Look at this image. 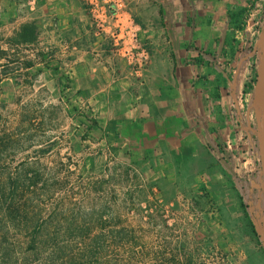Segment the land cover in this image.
Here are the masks:
<instances>
[{
	"label": "rangeland",
	"instance_id": "374dc122",
	"mask_svg": "<svg viewBox=\"0 0 264 264\" xmlns=\"http://www.w3.org/2000/svg\"><path fill=\"white\" fill-rule=\"evenodd\" d=\"M10 1L1 0L0 8V51L6 54L0 58V138L19 136L24 148L28 138L37 137L42 144L4 154L15 156L11 171L22 177L28 173V165L19 170L15 166L28 157L39 158L40 165L34 170L41 172L43 183L52 187L68 177L71 183L55 185L53 198L40 197L36 202L81 199L85 183L107 178L106 199L94 193L91 199L112 200L106 215L113 216L115 224L126 231H135L140 251L136 264H264V180L259 150L262 106L255 100L251 116L255 148L239 165L230 164L226 156L211 154L195 159L197 165L181 158L178 166L167 157L134 158L123 150L127 145L121 132L98 124L69 86L60 93L43 86L46 77L41 73L56 65L40 50L32 53V47L10 44L22 16V12L13 13ZM236 7L231 18L237 39L243 40V51L264 65V0H238ZM26 63L33 66L27 68ZM260 68L252 76L255 89ZM32 123L41 125L29 131ZM143 161L151 164L146 166ZM63 164H70L74 173L70 175ZM18 200L28 205V194ZM112 254L120 264L129 263L123 253L110 249L108 255ZM19 264H28V256Z\"/></svg>",
	"mask_w": 264,
	"mask_h": 264
},
{
	"label": "crops",
	"instance_id": "0c3cea01",
	"mask_svg": "<svg viewBox=\"0 0 264 264\" xmlns=\"http://www.w3.org/2000/svg\"><path fill=\"white\" fill-rule=\"evenodd\" d=\"M21 1H10L22 12L17 21L37 26L28 47L56 65L41 73L43 86L58 93L69 86L98 124L121 132L128 155L178 166L211 154L239 165L254 151L253 56L234 31L238 0H123L124 19L135 22L151 55L140 75L109 39L94 37L84 0ZM114 25L108 20L109 30Z\"/></svg>",
	"mask_w": 264,
	"mask_h": 264
},
{
	"label": "trees",
	"instance_id": "16d2710c",
	"mask_svg": "<svg viewBox=\"0 0 264 264\" xmlns=\"http://www.w3.org/2000/svg\"><path fill=\"white\" fill-rule=\"evenodd\" d=\"M36 40L37 26L25 23L15 32L12 43L9 42L12 46L20 47ZM206 54L210 55L208 52ZM5 55L4 51H0L1 59ZM32 66L26 63L27 68ZM260 67L261 60L253 59V73L257 74ZM40 125L32 123L28 130ZM21 139L19 136L0 138V264H19L27 256L28 264H120L116 254L108 255L110 249L123 253L128 264H136L134 260L140 251L135 231H126L120 224H115L118 222L113 216L106 215L112 200L91 199L92 193L100 199H106L109 180L102 178L88 181L83 188L82 198L78 200L63 198L38 203L36 201L40 197L53 198L57 191L52 190L53 187H62L65 180L52 184V187L43 183L41 172L34 170L40 165L39 158L32 160L28 157V161L15 166L14 169L19 170L28 165L25 177L19 172L13 173L11 170L15 156L4 152L14 151L12 149L29 151L42 144V140L37 137L28 138L24 139L28 141V146L24 148ZM64 165L72 175L74 172L70 164ZM66 180L65 184L71 185L69 177ZM27 194L28 205H22L18 199Z\"/></svg>",
	"mask_w": 264,
	"mask_h": 264
},
{
	"label": "built area",
	"instance_id": "2783aa9c",
	"mask_svg": "<svg viewBox=\"0 0 264 264\" xmlns=\"http://www.w3.org/2000/svg\"><path fill=\"white\" fill-rule=\"evenodd\" d=\"M92 21V32L96 39H109L113 53L123 58L135 74L140 75L150 63V52L138 38L139 29L131 19L123 17V0H84ZM108 20L115 25L112 30Z\"/></svg>",
	"mask_w": 264,
	"mask_h": 264
},
{
	"label": "water",
	"instance_id": "95a60500",
	"mask_svg": "<svg viewBox=\"0 0 264 264\" xmlns=\"http://www.w3.org/2000/svg\"><path fill=\"white\" fill-rule=\"evenodd\" d=\"M261 42H262L263 47H264V28H263V32H262ZM262 69H264V65L261 62V68H260V73H259V82H258L257 88L255 89V99L260 104V106H261V102L258 100L257 96H258L259 90L264 89V75L262 74ZM259 150H260V167H261L262 176H263V180H264V124H263L262 130H261ZM263 190H264V182H263Z\"/></svg>",
	"mask_w": 264,
	"mask_h": 264
},
{
	"label": "bare ground",
	"instance_id": "6f19581e",
	"mask_svg": "<svg viewBox=\"0 0 264 264\" xmlns=\"http://www.w3.org/2000/svg\"><path fill=\"white\" fill-rule=\"evenodd\" d=\"M262 73L264 75V69H262ZM261 92L262 91L260 90L259 95H260ZM261 94H263V101L262 102L260 101V102H261V106H262V110H263V119H264V89H263V93H261Z\"/></svg>",
	"mask_w": 264,
	"mask_h": 264
}]
</instances>
